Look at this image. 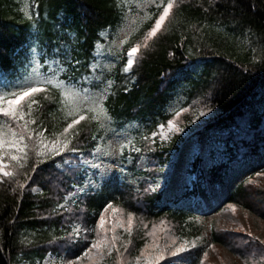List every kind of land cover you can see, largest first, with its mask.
Segmentation results:
<instances>
[{
    "label": "trees",
    "instance_id": "obj_1",
    "mask_svg": "<svg viewBox=\"0 0 264 264\" xmlns=\"http://www.w3.org/2000/svg\"><path fill=\"white\" fill-rule=\"evenodd\" d=\"M133 2L27 0L24 6L22 0H0L3 92L31 83L37 68L52 81L43 83L37 97L41 126L67 124L57 86L61 81L68 89L99 96L105 118L101 123L94 119L97 113H86L72 139L78 149L73 156L64 152L29 159L19 175L0 181V264H12L24 253L41 260L45 252L57 250L51 237L69 229L65 224L71 229L76 220L93 228L110 205L135 214L142 209L147 219H162L171 224L172 234L190 239L201 234V219L209 211L235 204L253 210L252 199L264 197L252 184L255 174L264 172V0H174L162 27L145 39L167 3L162 0L150 5L135 30L121 39ZM135 46L138 51L129 67L127 52ZM197 97L211 115L186 140L207 141L208 149L184 161L187 181L180 193L171 191L168 180L154 190L141 181V208L133 189L108 178L97 189L66 200L84 178L76 165L78 154L90 156L99 138L117 132H129L132 142L145 149L143 138ZM154 143L150 158L155 164L169 161L162 153L179 149L172 141ZM203 154L209 156L207 165H202ZM131 157L129 169L140 173L134 169L137 156ZM66 158L68 165L63 164ZM125 160L122 153L121 167ZM34 186L38 189L32 190ZM260 215L264 218V212ZM138 229L130 234V255L143 249L145 235ZM213 234L215 242H222L229 232ZM197 255L189 264H195ZM167 258L158 264H166Z\"/></svg>",
    "mask_w": 264,
    "mask_h": 264
},
{
    "label": "rangeland",
    "instance_id": "obj_2",
    "mask_svg": "<svg viewBox=\"0 0 264 264\" xmlns=\"http://www.w3.org/2000/svg\"><path fill=\"white\" fill-rule=\"evenodd\" d=\"M22 1L24 2V6H26L27 0ZM161 1L135 0L133 2L135 3V7L131 8L127 14L121 39L135 30L140 20L144 18V14H146V10L150 5L159 4ZM32 73L34 75L32 82L20 89L5 93L0 88V98H2L0 99V106L7 109V101L15 99L27 87L37 86L43 91L44 88L41 86L46 81H49L50 78L43 72L38 71L37 68ZM59 86L63 93L64 113L68 116L67 124L72 120V116L69 115V109L73 104L72 97L67 95V93L72 91L76 92L81 100L87 98L84 103L78 105L79 115L85 117L86 113H97V119L101 123L105 121L100 106L95 111L89 110L99 105V96L93 93L89 94L88 92L68 89L61 82ZM41 91L32 93L30 97L25 96L18 105L14 106L19 108L21 116L12 117L0 113V134H2L0 135V139L5 141L3 147L0 148V161L4 165V171L11 172L12 176L19 175L24 171L29 159H44L49 157L46 153L51 150L54 142L67 139L70 142L69 148L73 146L74 142H72V139L77 133V125L80 122L73 125V128L67 134L64 133V128L67 127L65 123L59 127H51L50 129L41 126V123L36 118V110L39 104L37 97ZM43 96L45 97V95ZM185 109L186 111L180 110L170 119L175 126L183 129V131H170L168 120L165 124L158 125L156 130L147 138H143L145 149H143L144 146L140 148L139 143L132 142L129 132H117L105 140L99 138L93 146L90 156L84 157L78 154L76 165L83 171L84 181L80 185H75L74 191L66 196V200H70L83 189L89 187L97 188L102 181L108 178L115 179L116 177H119L121 182L134 190L132 191L133 198L135 199V203L141 208L143 204L142 201L140 202V199L143 194L137 192L141 181H146L148 187L152 190L160 186L168 178L171 191L175 194L180 193L183 184L187 181V175L184 173L182 167L184 161L190 160L197 152H207L208 149L207 141L193 143L186 140L188 138L187 135L190 131L199 127L205 119H209L211 115V111L207 105H203L202 99L198 97L193 98L190 105L186 106ZM201 113H204V115H201ZM84 120H87V118H84ZM14 141H19V145H15ZM154 141L160 146L172 141L179 149L162 153V155H169V161L164 165L155 164L150 158L152 147L155 144ZM17 147L23 150L17 151ZM124 150L128 154L135 153V156H137L136 170L152 172L154 173L153 176L157 178L149 181L144 176L135 174L130 170H122L119 166L120 157ZM65 152L70 153L68 150H65ZM73 155L74 153H72ZM13 157H16V159L14 160ZM127 159L128 164L131 163L130 155ZM74 163L72 164L74 165ZM208 163L209 156L203 154L202 165H207ZM63 164L68 165L69 159H64ZM101 175H103V179H100ZM9 178L4 177L0 173V181ZM253 179L252 184H256L254 185L256 191L263 194L264 172L256 173ZM37 189L36 186L32 188V190ZM252 200L254 203L253 210H248L235 204L224 206L217 211H209L201 219V234L190 239H180L172 234V231L169 229L171 224H166L162 219L159 221L147 219L142 209L139 210V213L135 214L134 211L128 208L110 205L103 210L93 228L81 225L76 220L72 224L71 229L65 224L64 227L69 228L70 231L67 229L61 235L51 237L55 239L54 243L57 250L45 252L41 260L30 259L27 253H24L21 257L14 259L12 264H65L67 259H74L73 252L75 255H80L83 252L84 248L80 247L81 244L87 247L93 239L98 238L111 241L113 235L117 238L115 247L109 249L102 246V254L95 256V264H146L149 258L156 256H160L162 260L168 257L167 260L172 259L174 264L176 261L180 262L184 259L182 263L177 262L176 264H189L191 257L196 255L197 252L195 264H264V244L260 243V241H264V218L260 215V212H264V197L260 196L258 199ZM129 213H131V224H129ZM101 218H103V226L98 227ZM146 222L150 226L145 224ZM139 227L142 228L145 235V241L142 244L143 249L136 254L130 255L128 251L132 241V235L130 234L134 229L136 232L139 231ZM224 231L229 232L227 238H222V242H215L213 240V233L216 232V235H222L221 233ZM71 234H75L73 236L74 239L76 235L80 237V242L75 248H72L67 240V237ZM180 248H183L184 251L179 256L174 255L177 249ZM112 253H114V257L110 259ZM137 257H140L139 261H137ZM85 264H88V261H85Z\"/></svg>",
    "mask_w": 264,
    "mask_h": 264
},
{
    "label": "snow or ice",
    "instance_id": "obj_3",
    "mask_svg": "<svg viewBox=\"0 0 264 264\" xmlns=\"http://www.w3.org/2000/svg\"><path fill=\"white\" fill-rule=\"evenodd\" d=\"M173 2L174 0H167L166 4L162 5V11L159 12L158 18L155 19V24L154 26L151 27L150 31L147 34V37H145V39H147L148 37L154 36L158 29L161 28V25L164 23L166 17H168L170 11L173 8ZM138 48L137 47H131L128 49L127 52V65L129 67H131L133 65V57L134 55L137 53ZM80 61L76 60L75 64H79ZM68 65L71 67L72 66V60L71 58H69L68 61ZM129 68L126 67L124 69L125 72H128ZM48 83H52L51 80L48 81ZM63 83V81H61V84ZM59 86V85H57ZM42 89L40 87L37 86H30L27 87L25 89H23L21 91V93H19L15 99H10L7 101L8 103V108L5 109L3 106H0V113H3L5 116H12V117H19L21 116V112L19 110V108L14 107L15 105H18L19 102L25 97V96H29L32 93H36L41 91ZM67 95L72 97L73 100V104L71 106V108L69 109V115L72 116V120L70 123L67 124V127L64 128V133L67 134L69 132L70 129L73 128V125L78 124L81 120L84 119V116L79 115V107L78 105L81 103H84L85 100H87V98H84V100H81L78 96V94L74 91L67 93ZM2 99V98H0ZM99 109V105L96 106V108H90V111H95ZM182 111H186V109H182ZM201 115H204V113H201ZM98 118V117H94ZM168 128L170 131H176V132H180L183 131V129L175 126L173 124L172 120L168 121ZM2 135V134H0ZM155 135V134H154ZM23 139V138H21ZM5 141L3 139H0V148L3 147ZM15 145H19V141H14L13 142ZM69 141H67V139L62 140V141H57L53 143V146L51 148V150L46 153V155L49 156H54L60 153H64L65 150H68L72 153H76L78 151L77 148L75 147H71L69 148ZM23 149H21L20 147H17V151H22ZM13 159L15 160L16 157H13ZM55 163V161H53ZM0 173H2V175L4 177H11L13 174L11 172L8 171H4V165L2 163V161H0ZM100 179H103V175L100 176ZM129 224H131V213H129ZM103 226V218H101V222L98 225V227H102ZM75 234H71L67 237V240L69 241L70 245L72 248H75V246L77 244H79L80 242V237L78 235L75 236V239L73 238ZM249 235H251V233H249ZM86 239V238H85ZM116 236L113 235L111 241H107L106 239H93L91 241V244L87 247H85L83 244L80 245V247H83L84 250L80 255H75V253L73 252L72 254L74 255V259H67L65 261V264H85V261H88V264H95V256L97 255H101L102 254V246L108 247L109 249L115 247V241H116ZM261 244H264V241H260ZM184 249L180 248L177 249L176 253H174V255L179 256V254L181 252H183ZM137 261L140 260V257L136 258ZM161 257L160 256H156L154 258H149L146 262V264H158V262L160 261ZM166 264H174V261L171 259H168L166 261Z\"/></svg>",
    "mask_w": 264,
    "mask_h": 264
}]
</instances>
